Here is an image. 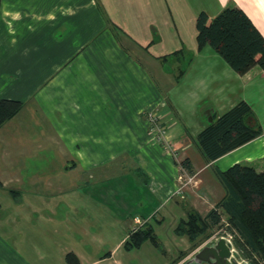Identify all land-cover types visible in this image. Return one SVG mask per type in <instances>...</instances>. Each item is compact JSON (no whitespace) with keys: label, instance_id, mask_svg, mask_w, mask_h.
<instances>
[{"label":"crops","instance_id":"crops-1","mask_svg":"<svg viewBox=\"0 0 264 264\" xmlns=\"http://www.w3.org/2000/svg\"><path fill=\"white\" fill-rule=\"evenodd\" d=\"M231 5L264 36V0H0V99L21 102L6 93L31 82L43 124L31 142L5 128L18 115L0 128V264H171L186 249L179 221L226 195L216 173L264 171V70L240 75L198 49L200 14ZM242 102L262 135L207 162L196 141L208 116ZM149 226L161 251L126 250Z\"/></svg>","mask_w":264,"mask_h":264},{"label":"trees","instance_id":"trees-1","mask_svg":"<svg viewBox=\"0 0 264 264\" xmlns=\"http://www.w3.org/2000/svg\"><path fill=\"white\" fill-rule=\"evenodd\" d=\"M197 32L198 49L212 47L236 73L245 75L257 66L264 70V36L238 5L227 7L215 18L200 14ZM22 108L20 101L0 99V128ZM261 135L256 114L250 105L242 102L221 118L214 116L196 142L206 161L211 163ZM183 165L192 172L189 160ZM216 174L225 189V197L205 216L194 209L187 211L174 233L187 237L194 251L222 224L226 215L239 257L243 254V259L252 264H264V171L235 164ZM147 241L161 249L151 226L133 232L125 248L128 251L139 249ZM186 256L188 254L183 252L171 264H177ZM66 262L80 264L74 254H68Z\"/></svg>","mask_w":264,"mask_h":264},{"label":"rangeland","instance_id":"rangeland-1","mask_svg":"<svg viewBox=\"0 0 264 264\" xmlns=\"http://www.w3.org/2000/svg\"><path fill=\"white\" fill-rule=\"evenodd\" d=\"M31 82L25 80L21 83V85H17L14 87H11L6 95L9 97H13V98H17L19 100H21V102L23 103V108L20 111V113L18 114V116L10 123V125L8 126H12L15 127L17 129V132H20L18 135H13V138H17L16 140H19L20 138L23 139L24 141H37L39 140L41 137H43L42 132L38 133V131L34 132L32 130L39 129L41 127V125H43L42 123H40L41 119L39 118L38 114L32 110L31 105L32 103L30 102V100H32L33 98V89L31 87ZM33 144H36V142H34ZM26 171V168H25ZM28 171H30V169L28 168ZM186 172V173H185ZM183 173V178H184V184L187 183L189 180L188 176H189V172L185 171ZM185 174V175H184ZM188 174V175H187ZM171 225L172 222L170 220H168L165 224V233L166 235H171L173 234L172 230H171ZM232 229L229 225V221H228V217L226 215H223V221L222 224L218 227H216L215 229L212 230L211 232V236L206 239L201 245L200 247H198L196 250L192 251V245L189 242L187 237H183V241H182V248H186L185 249V253L190 255L192 253H194L195 251L199 250V248H201L205 243H207L208 241H211L215 238H220L222 236H227V235H232ZM161 251V249H159ZM159 252V251H158ZM240 255V252H238ZM242 257L240 256V258L243 259V254H241ZM161 256L158 255L157 258H160ZM246 263L248 264H252L250 261H246L245 259H243Z\"/></svg>","mask_w":264,"mask_h":264},{"label":"water","instance_id":"water-1","mask_svg":"<svg viewBox=\"0 0 264 264\" xmlns=\"http://www.w3.org/2000/svg\"><path fill=\"white\" fill-rule=\"evenodd\" d=\"M213 120L214 115L210 114L208 116L209 123H212ZM231 247V244L225 238H220L216 242L204 245L194 256V259H190L187 263H190L195 259H204L205 256H208L209 258H214V264H237L236 260H230L232 257ZM206 262H208V264H213L210 260ZM243 264L247 263L243 262Z\"/></svg>","mask_w":264,"mask_h":264},{"label":"built area","instance_id":"built-area-1","mask_svg":"<svg viewBox=\"0 0 264 264\" xmlns=\"http://www.w3.org/2000/svg\"><path fill=\"white\" fill-rule=\"evenodd\" d=\"M151 122H152V124H155L156 123V119L152 118ZM152 132L157 133L154 128H152ZM159 133H161V130H159ZM156 135H158V133ZM180 180H181L182 184L184 185L183 187H185L186 185H188V183H190V181H188L187 183L184 184V178L183 177H181ZM220 238H225L231 244V246H232L231 247V253H232L231 260H236L237 264H243V261L240 259L239 253H238L237 249L234 246L233 236L232 235H227V236H222ZM220 238H215V240H219Z\"/></svg>","mask_w":264,"mask_h":264},{"label":"flooded vegetation","instance_id":"flooded-vegetation-1","mask_svg":"<svg viewBox=\"0 0 264 264\" xmlns=\"http://www.w3.org/2000/svg\"><path fill=\"white\" fill-rule=\"evenodd\" d=\"M136 231V229L134 230V232ZM217 240H215V239H213V240H211V241H208L207 243H205L204 245H206V244H210V243H213V242H216ZM191 259H194V257H192ZM208 260H210L211 261V263H215V261H214V258H209L208 256H205L204 257V259H195L194 261H191L190 263H187L188 261H186V262H184L183 264H208V262H206V261H208ZM230 260H231V258H230Z\"/></svg>","mask_w":264,"mask_h":264}]
</instances>
